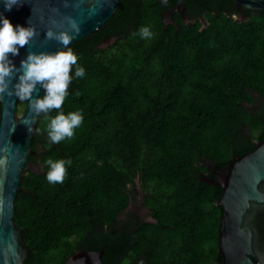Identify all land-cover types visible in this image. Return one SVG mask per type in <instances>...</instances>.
I'll list each match as a JSON object with an SVG mask.
<instances>
[{
    "label": "trees",
    "instance_id": "16d2710c",
    "mask_svg": "<svg viewBox=\"0 0 264 264\" xmlns=\"http://www.w3.org/2000/svg\"><path fill=\"white\" fill-rule=\"evenodd\" d=\"M120 2L70 46L85 69H73L59 110L82 113L74 138L51 144L38 115V170L24 171L14 201L24 264H62L75 250H103V264H218L221 188L202 176L264 139V9L240 20L231 0ZM49 158L71 160L62 183L47 181Z\"/></svg>",
    "mask_w": 264,
    "mask_h": 264
},
{
    "label": "water",
    "instance_id": "95a60500",
    "mask_svg": "<svg viewBox=\"0 0 264 264\" xmlns=\"http://www.w3.org/2000/svg\"><path fill=\"white\" fill-rule=\"evenodd\" d=\"M231 2L237 10L264 9V0ZM121 8L120 0H20L11 11H5L0 2V13L14 27L30 25L37 33L28 45L19 48V55H9V59L19 68L29 52L54 53L62 49L56 41L46 40L45 33L52 29L72 34L71 22H75L79 26V35L70 47L96 32ZM239 18L243 19V15ZM52 21L56 22L55 26ZM112 41L114 38L111 37L104 42ZM17 77L13 78V84L18 82ZM37 89L33 97L42 98L44 89L39 84ZM17 100L15 96L7 95L0 98V161H4L0 164V264H24L29 255L22 232L14 223V201L24 171L38 170L28 160L33 153L31 141L38 116H33L27 101L23 111L16 116ZM214 168V177L203 175L202 179L221 188L216 201L222 209L218 264H264V139L256 140L255 147L242 155L233 154L224 167ZM144 211L136 209L132 213H141L143 220H150L148 211ZM102 253L103 250H75L62 264H103Z\"/></svg>",
    "mask_w": 264,
    "mask_h": 264
},
{
    "label": "clouds",
    "instance_id": "9594fccd",
    "mask_svg": "<svg viewBox=\"0 0 264 264\" xmlns=\"http://www.w3.org/2000/svg\"><path fill=\"white\" fill-rule=\"evenodd\" d=\"M5 11H11L20 0H0ZM167 5L168 0H162ZM55 26V21H52ZM72 34L66 31H53L48 29L45 33L46 40H54L62 49L54 53L29 52L25 59L21 60L20 67L9 59V55H19V48L25 47L37 35L30 25L23 27L12 25L9 19L0 13V98L7 95L15 96L20 101H27L33 116L43 114L47 119V137L51 144H58L65 139L71 140L75 136V130L84 120L80 111L65 114L59 111L68 95V87L72 81V72L75 69V77L83 78L85 69L78 64V57L69 47L72 40L79 35V26L71 22ZM134 33L133 35H136ZM138 35L146 40L153 38L154 33L149 27H141ZM19 46V47H18ZM17 74L18 77H17ZM17 77L18 82L12 83ZM44 89L42 98L33 97L37 92V85ZM11 85V87H10ZM52 110H58L55 116L48 114ZM31 132L32 129L28 127ZM39 131V129H36ZM4 161H0V164ZM71 160L47 159L45 165L48 168L46 179L49 183H62L67 176V166Z\"/></svg>",
    "mask_w": 264,
    "mask_h": 264
},
{
    "label": "flooded vegetation",
    "instance_id": "af4514ba",
    "mask_svg": "<svg viewBox=\"0 0 264 264\" xmlns=\"http://www.w3.org/2000/svg\"><path fill=\"white\" fill-rule=\"evenodd\" d=\"M182 7V6H181ZM179 8V7H176V9H178L179 8V10H183L182 8ZM245 10H238V13H239V15H243V12H244ZM181 13H183L182 11H181ZM183 17H184V19H185V16H184V14H183ZM130 206H129V210H130V208H131V210H130V212H132V211H134V210H136V209H141V210H145L144 212H147V209L141 204V203H133V204H131V202H130V204H129ZM138 215H142L141 213L140 214H138Z\"/></svg>",
    "mask_w": 264,
    "mask_h": 264
},
{
    "label": "rangeland",
    "instance_id": "374dc122",
    "mask_svg": "<svg viewBox=\"0 0 264 264\" xmlns=\"http://www.w3.org/2000/svg\"><path fill=\"white\" fill-rule=\"evenodd\" d=\"M24 102L25 101H19V104H18V106L20 108V110H19L20 112L19 113H21L23 111V109H24V107L22 106Z\"/></svg>",
    "mask_w": 264,
    "mask_h": 264
}]
</instances>
